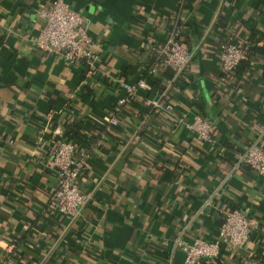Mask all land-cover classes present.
Listing matches in <instances>:
<instances>
[{
  "label": "crops",
  "instance_id": "1",
  "mask_svg": "<svg viewBox=\"0 0 264 264\" xmlns=\"http://www.w3.org/2000/svg\"><path fill=\"white\" fill-rule=\"evenodd\" d=\"M49 1L0 0V262L185 264L175 239H213L226 205L258 227L235 255L202 264H264V176L240 165L247 144L264 143V0H65L94 40L86 81L82 59L33 46ZM173 26L192 55L172 79L155 50ZM229 37L254 46L222 85ZM138 80L146 86L108 125L123 85ZM196 114L216 126L212 140L191 132ZM48 117L84 130L68 135L88 154L87 201L72 220L48 209Z\"/></svg>",
  "mask_w": 264,
  "mask_h": 264
},
{
  "label": "built area",
  "instance_id": "2",
  "mask_svg": "<svg viewBox=\"0 0 264 264\" xmlns=\"http://www.w3.org/2000/svg\"><path fill=\"white\" fill-rule=\"evenodd\" d=\"M41 28L33 38V46L42 52L59 55L69 64L82 59L87 77L96 74V54L92 51L93 38L87 31L84 16L71 8L65 0H50L40 12ZM166 38L157 46L155 59L162 69L172 76L179 75L191 59L192 51L182 42L179 27L173 26ZM254 42L229 37L219 45L218 62L220 83L223 85L228 76L235 71ZM161 84L163 80H160ZM125 95L120 97L113 112L107 119L108 125L117 123V113L124 104L136 96L138 89L146 86L143 80L135 84H124ZM148 105L159 106L157 101H148ZM171 106L167 105L166 109ZM197 141L205 142L214 138L212 122L196 114L188 124ZM47 134L51 137V149L45 165L55 171L56 183L50 194L48 209L72 220L75 219L87 201V195L81 190L79 180L85 169L88 154L79 148L65 134L62 123L47 118ZM241 161L251 170L264 176V143L258 137L245 147ZM221 223L213 239L194 238L187 242L177 237L174 245L184 254L185 264H196L199 260L213 262L222 251L235 255L243 249L251 233L258 227L257 220L238 207L222 206L219 209ZM9 248V247H7ZM0 264H14L10 258Z\"/></svg>",
  "mask_w": 264,
  "mask_h": 264
},
{
  "label": "trees",
  "instance_id": "3",
  "mask_svg": "<svg viewBox=\"0 0 264 264\" xmlns=\"http://www.w3.org/2000/svg\"><path fill=\"white\" fill-rule=\"evenodd\" d=\"M247 57V54H246V56L244 57V59ZM244 59L242 60V62L244 61ZM86 66V65H85ZM85 69H87V66L85 67ZM125 105V104H124ZM70 105H68V107H69ZM157 108V107H156ZM153 109H155V107H153ZM116 117H117V123L118 122H121V119H120V117L118 116V114L116 115ZM63 127H64V129H65V134L68 136L69 134H75L76 136H80V138H84L81 134H79V132L80 131H84L83 129H82V127L80 126V125H77V124H73V123H64V125H63ZM106 127H107V125H106ZM212 128H213V131L215 130V128H216V126L214 125V123H212ZM257 134V133H256ZM74 136V135H73ZM95 138V137H94ZM93 138V136H92V138H91V140L92 139H94ZM164 138V137H163ZM256 138H257V136H256ZM90 140V141H91ZM263 140V139H262ZM93 142V141H92ZM240 165H245V166H247L248 167V165L246 164V163H244V162H242L241 161V163H240ZM221 222V221H220ZM17 259V258H16ZM203 262H205V260H199V261H197V263L196 264H202ZM88 264H100V262H99V259H97V261H92V262H90V263H88Z\"/></svg>",
  "mask_w": 264,
  "mask_h": 264
},
{
  "label": "water",
  "instance_id": "4",
  "mask_svg": "<svg viewBox=\"0 0 264 264\" xmlns=\"http://www.w3.org/2000/svg\"><path fill=\"white\" fill-rule=\"evenodd\" d=\"M215 260H218L217 258Z\"/></svg>",
  "mask_w": 264,
  "mask_h": 264
}]
</instances>
